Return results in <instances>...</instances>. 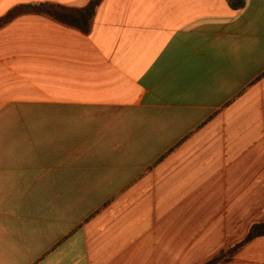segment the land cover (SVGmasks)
<instances>
[{
    "label": "crops",
    "instance_id": "obj_1",
    "mask_svg": "<svg viewBox=\"0 0 264 264\" xmlns=\"http://www.w3.org/2000/svg\"><path fill=\"white\" fill-rule=\"evenodd\" d=\"M90 0H0L13 8ZM264 0H102L88 34L0 26V264H264Z\"/></svg>",
    "mask_w": 264,
    "mask_h": 264
},
{
    "label": "trees",
    "instance_id": "obj_2",
    "mask_svg": "<svg viewBox=\"0 0 264 264\" xmlns=\"http://www.w3.org/2000/svg\"><path fill=\"white\" fill-rule=\"evenodd\" d=\"M102 0H90L89 3L82 8H68L60 4L54 3H34L29 5H21L13 8L6 15L0 17V26L4 25L17 15L24 13H37L50 17L56 22L76 28L83 34H88L93 16L97 7ZM233 8L241 7L243 0H228ZM258 236H264V222L252 224L246 234L243 242L251 240ZM241 244H237L227 251H221L213 258L203 264H214L218 261L227 259Z\"/></svg>",
    "mask_w": 264,
    "mask_h": 264
}]
</instances>
